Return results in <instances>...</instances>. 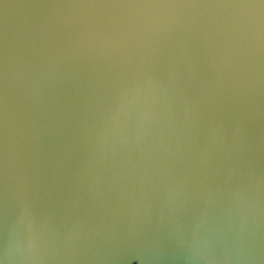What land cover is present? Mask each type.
Instances as JSON below:
<instances>
[{"label":"water","instance_id":"obj_1","mask_svg":"<svg viewBox=\"0 0 264 264\" xmlns=\"http://www.w3.org/2000/svg\"><path fill=\"white\" fill-rule=\"evenodd\" d=\"M0 264H264V0H0Z\"/></svg>","mask_w":264,"mask_h":264}]
</instances>
